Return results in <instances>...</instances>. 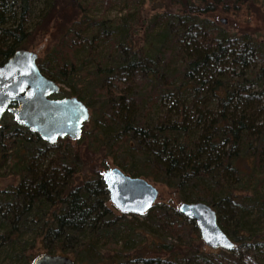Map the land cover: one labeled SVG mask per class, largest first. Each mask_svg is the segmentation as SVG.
I'll use <instances>...</instances> for the list:
<instances>
[{
	"label": "trees",
	"instance_id": "obj_1",
	"mask_svg": "<svg viewBox=\"0 0 264 264\" xmlns=\"http://www.w3.org/2000/svg\"><path fill=\"white\" fill-rule=\"evenodd\" d=\"M152 1L148 16L145 0H98L94 17L95 0H0V64L51 36L41 73L90 111L79 139L53 144L1 124L0 177L13 182L0 188V264H264V31L213 16L264 0ZM114 2L123 14L104 17ZM100 155L209 205L233 248L205 251L173 202L115 212L105 162L90 170Z\"/></svg>",
	"mask_w": 264,
	"mask_h": 264
},
{
	"label": "water",
	"instance_id": "obj_2",
	"mask_svg": "<svg viewBox=\"0 0 264 264\" xmlns=\"http://www.w3.org/2000/svg\"><path fill=\"white\" fill-rule=\"evenodd\" d=\"M224 23V20L222 19ZM36 52L19 49L0 64V121L11 113L13 121L53 143L57 138H80L90 111L76 97L52 99L59 84L44 76ZM109 203L119 213L143 214L158 198V189L143 177H133L117 167L101 174ZM177 211L193 220L203 244L210 249L230 250L233 242L217 224L215 211L203 202H181ZM227 245H231L230 247ZM31 264H75L66 255L40 254Z\"/></svg>",
	"mask_w": 264,
	"mask_h": 264
},
{
	"label": "rangeland",
	"instance_id": "obj_3",
	"mask_svg": "<svg viewBox=\"0 0 264 264\" xmlns=\"http://www.w3.org/2000/svg\"><path fill=\"white\" fill-rule=\"evenodd\" d=\"M96 3L94 7L90 10V15L94 17H100L102 12V5L98 2V0H95ZM155 8V4L152 0H145V3L143 5V8L140 14L147 13L148 16H151L153 13H155L157 10ZM121 4L118 2H114L113 4H110V7L105 10L104 17L106 18H114L116 16H119L120 14H123V10H121ZM159 10V9H158ZM103 15V14H102ZM213 16L216 21H218L219 25L227 27L229 30L232 31H245L250 30L252 31H259L260 33L264 31V6H262L259 3H256L255 6L250 7L249 3H245L244 5H241L239 10L236 11H230L227 13L222 12L220 9L216 10L213 13ZM222 19L224 20V23L222 22ZM52 37L45 35L42 38L36 39L33 45H30L27 50H31L37 53L38 57L42 55L41 48L48 42H52ZM61 88V91L57 97L59 96H68L67 89L61 85H59ZM12 117L9 114H4L2 121L0 123H11ZM88 129V124H85L84 130ZM98 160V161H97ZM95 160V164L90 168L98 170V164L101 165V160L103 161L101 155L99 158ZM107 169H110L112 167H115V165L112 163L111 159L106 157L104 158V161ZM106 171V170H105ZM104 172V171H103ZM102 172V173H103ZM152 184L156 186L158 189V198L156 202H173L175 206L178 205V203L174 200V196L171 194V190L167 188L166 186L153 182L151 180H148ZM13 182V178L11 176H7L5 178L0 177V188H4L8 185H10ZM108 206H112L109 202L107 203ZM113 207V206H112ZM114 208V207H113ZM115 212H118L115 208L113 209ZM137 215V214H136ZM217 251L222 249H210L205 246V251ZM225 251V250H223Z\"/></svg>",
	"mask_w": 264,
	"mask_h": 264
},
{
	"label": "flooded vegetation",
	"instance_id": "obj_4",
	"mask_svg": "<svg viewBox=\"0 0 264 264\" xmlns=\"http://www.w3.org/2000/svg\"><path fill=\"white\" fill-rule=\"evenodd\" d=\"M45 76V75H44ZM59 84V83H58ZM60 85V84H59ZM60 91H61V88H60V86H59V90H58V92L55 94V95H52V96H50V98H52V99H60V98H64V97H66V98H68V97H74V96H59V97H57L56 95H58L59 93H60ZM5 114H9L11 117H12V115H11V113H5ZM4 116V115H3ZM3 118V117H2ZM13 120V119H12ZM1 121H2V119H1ZM1 121H0V123H1ZM84 126V125H83ZM22 127H25V126H22ZM26 128V127H25ZM83 128V127H82ZM28 129V128H27ZM29 130V129H28ZM30 131V130H29ZM82 131V130H81ZM30 132H32V131H30ZM32 133H35V132H32ZM35 134H37V133H35ZM38 135V134H37ZM39 136V135H38ZM81 136V135H80ZM40 137V136H39ZM41 138V137H40ZM59 139H69V140H72V139H70V138H68V137H62V138H57L53 143H55L57 140H59ZM43 140V139H42ZM43 141H45V140H43ZM46 142V141H45ZM48 143V142H47ZM53 143H49V144H53Z\"/></svg>",
	"mask_w": 264,
	"mask_h": 264
},
{
	"label": "snow or ice",
	"instance_id": "obj_5",
	"mask_svg": "<svg viewBox=\"0 0 264 264\" xmlns=\"http://www.w3.org/2000/svg\"><path fill=\"white\" fill-rule=\"evenodd\" d=\"M227 246H229V247H230L231 245H227Z\"/></svg>",
	"mask_w": 264,
	"mask_h": 264
}]
</instances>
